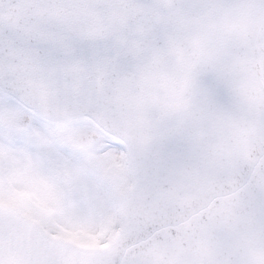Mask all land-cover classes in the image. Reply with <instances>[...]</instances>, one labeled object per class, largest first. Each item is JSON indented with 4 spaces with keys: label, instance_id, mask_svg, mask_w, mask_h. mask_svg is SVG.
<instances>
[{
    "label": "snow or ice",
    "instance_id": "snow-or-ice-1",
    "mask_svg": "<svg viewBox=\"0 0 264 264\" xmlns=\"http://www.w3.org/2000/svg\"><path fill=\"white\" fill-rule=\"evenodd\" d=\"M0 264H264V0H0Z\"/></svg>",
    "mask_w": 264,
    "mask_h": 264
}]
</instances>
